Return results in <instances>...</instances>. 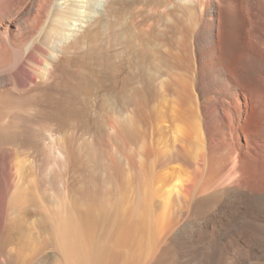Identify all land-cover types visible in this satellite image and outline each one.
<instances>
[{"label": "rangeland", "instance_id": "374dc122", "mask_svg": "<svg viewBox=\"0 0 264 264\" xmlns=\"http://www.w3.org/2000/svg\"><path fill=\"white\" fill-rule=\"evenodd\" d=\"M67 1L58 10L37 0L29 15L43 25L33 40L54 26V60L77 50L71 63L87 81L60 129L50 118L36 126L45 147L60 138V169L48 167L60 171L65 200L81 207L94 197L124 211L144 185L138 229L128 222L120 232L109 220L95 229L126 243L104 262L264 264V0H100L87 22H72L77 44L56 25L71 2L83 16L86 0ZM16 152V162L38 168L35 148ZM21 176L26 185L30 174ZM31 210L30 226L39 218ZM52 255L40 260L53 264Z\"/></svg>", "mask_w": 264, "mask_h": 264}, {"label": "bare ground", "instance_id": "6f19581e", "mask_svg": "<svg viewBox=\"0 0 264 264\" xmlns=\"http://www.w3.org/2000/svg\"><path fill=\"white\" fill-rule=\"evenodd\" d=\"M36 1L0 0V203L5 204V207L1 209H7L6 214L4 210L0 213V264H46L40 260L41 254L46 249H51L53 253V264H106L104 261L107 253L111 252V248L116 251L117 246L121 247L126 243L122 245L119 241L116 242L117 237L116 239L107 236L103 238L97 235L95 229L99 226L98 224L106 220L111 223L115 221L114 224H117L120 232L126 228L128 222H132L135 229H138L137 225H140L144 218L141 211L144 198L141 187L144 185L136 189L133 202L129 205V209L125 208L124 211L123 207L120 206L121 209L112 207L105 200L104 203L98 204V199L94 197L92 199L89 197L90 200L87 199L88 201H85L82 207L78 203L72 204L73 202L67 201V198L65 200L59 184L62 178L60 171L59 173L54 170L51 172L48 167L51 165L52 168L60 169V138H53V147L47 148L45 145L48 144L44 142L46 136L42 130H36V126L43 127L41 122L45 124L44 121L50 118V121L53 119L55 126L60 129V119L75 111L76 102L73 96L84 91V83L86 86L87 81L82 80L81 77L84 74L81 76L77 68L80 63L72 65L74 64L72 61H76L77 57H73L77 50L73 51L75 50L73 49L71 53L68 52L60 59L54 60L59 41L56 45L55 43H49L50 46L47 44L48 41L54 39V26L48 29L44 40H33V37L43 28L40 22L41 16L33 20L29 18ZM50 1L53 3L55 0ZM98 2L101 1L86 0V5H78L80 10L83 9L81 10L84 13L83 16L78 12L73 13L76 8L73 7L75 2H71L66 12L64 10V14L67 13L70 17L62 12L59 15L56 10L61 19L59 21L58 16L56 17L59 22L56 25L57 34L66 41L67 38L68 40L72 38V41L76 43L77 35L75 34L77 33L71 29L72 22H77L76 25L79 27L82 22H87L90 15H95L93 6L95 4L99 6ZM54 4L56 9H64V0L56 1ZM61 14L64 15L62 18ZM56 18L53 19L51 25H54ZM31 26H35V28L32 27L35 33L30 30ZM84 57H82L83 61H88V56L87 60ZM86 65L85 68L88 66ZM69 87L76 90L72 95ZM18 146H31L35 148L39 156H42L37 169L30 164L22 165L19 161L16 162V147ZM24 170L30 174L28 180L30 183L26 185H24L25 176H21L25 173ZM142 173L145 176L146 173ZM129 180L130 178L123 175L124 188L129 184ZM31 209H35L33 211H37L39 216L36 224L32 226L27 224L26 220L31 216ZM114 211L115 215L109 216V213ZM113 217L114 220H111ZM4 218L5 221H3ZM34 226L35 234H33ZM124 231L126 232L127 229ZM121 240L123 242V239ZM133 242L134 257L137 258L141 240L134 238ZM121 251L124 252V250ZM124 254H127V250ZM126 256L121 264H129Z\"/></svg>", "mask_w": 264, "mask_h": 264}]
</instances>
